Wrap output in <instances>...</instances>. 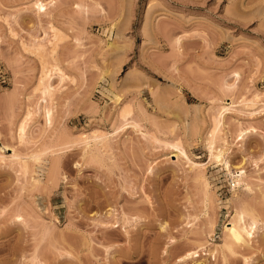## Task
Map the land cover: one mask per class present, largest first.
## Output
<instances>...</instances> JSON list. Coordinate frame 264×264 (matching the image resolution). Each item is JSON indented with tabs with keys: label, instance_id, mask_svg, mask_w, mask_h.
I'll list each match as a JSON object with an SVG mask.
<instances>
[{
	"label": "rangeland",
	"instance_id": "rangeland-1",
	"mask_svg": "<svg viewBox=\"0 0 264 264\" xmlns=\"http://www.w3.org/2000/svg\"><path fill=\"white\" fill-rule=\"evenodd\" d=\"M0 264H264V0H0Z\"/></svg>",
	"mask_w": 264,
	"mask_h": 264
},
{
	"label": "bare ground",
	"instance_id": "bare-ground-1",
	"mask_svg": "<svg viewBox=\"0 0 264 264\" xmlns=\"http://www.w3.org/2000/svg\"><path fill=\"white\" fill-rule=\"evenodd\" d=\"M38 4H39V9L40 8L42 9L44 7V2L43 1L42 2L40 1ZM49 86H51V85L49 84L48 87ZM49 90H50V87H49ZM227 109H228V107H225V106L221 107V109L218 112L217 123L215 121L216 119L214 120V122L217 124V126L213 125V126H216V128L208 131L209 133L208 132L206 133L205 142L208 145V147L211 149V156H213V159H215L218 163L222 164L224 166V168H226L231 173V175L233 174L232 177L235 180L234 181V185H236V184L239 185L245 179L244 177L246 175L245 174L246 170L243 169V167L238 166L237 169H236V173L232 172L231 167H230V163H229V159L226 156L227 148H228L227 147V141L224 142V144L220 145V147H218V148L214 147L215 146V143H214L215 142V137H217V136H215L216 133L214 132V130H216L219 127V124L221 123V121H223L222 118L224 117V113H225V111ZM216 132H217V130H216ZM246 132H247V130L245 129V130H242L239 133L241 138L244 137ZM218 138H219V136H218ZM224 138H226V137H224ZM181 147H177V148L179 150L183 151L184 149H182ZM38 158L40 159L41 157L39 156V157H37V159ZM194 163L195 162H192V164H194ZM197 163H199V162H197ZM201 164L203 165L204 163H201ZM245 184H246V181H245ZM254 212L255 211H253V209H251V208L248 209V207L246 208V207L241 206V205H236L235 212H234L232 218L230 219V222L225 225V229L224 230H225V235L226 236H225L224 242L220 246L227 247V248L231 249V251H232V245L233 244L235 245L236 243H240V245H241L242 242H247L249 238H253L252 237L253 236V232H254V230H255V228L257 226V223H258L257 222L258 221V217L256 216V214ZM247 216H250L249 217L250 220L248 219L250 222L246 219ZM234 245H233V247H234ZM214 252H213V255H214ZM193 255H198L197 250H191V251L186 252L184 254V258L193 256Z\"/></svg>",
	"mask_w": 264,
	"mask_h": 264
}]
</instances>
